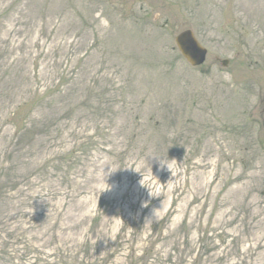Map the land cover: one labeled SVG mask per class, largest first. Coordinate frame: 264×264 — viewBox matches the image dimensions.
<instances>
[{"label": "rangeland", "instance_id": "obj_1", "mask_svg": "<svg viewBox=\"0 0 264 264\" xmlns=\"http://www.w3.org/2000/svg\"><path fill=\"white\" fill-rule=\"evenodd\" d=\"M263 96L264 0H0V264H264Z\"/></svg>", "mask_w": 264, "mask_h": 264}, {"label": "water", "instance_id": "obj_2", "mask_svg": "<svg viewBox=\"0 0 264 264\" xmlns=\"http://www.w3.org/2000/svg\"><path fill=\"white\" fill-rule=\"evenodd\" d=\"M176 43L183 56L192 66H199L205 62L208 51L198 42L191 30L181 32L176 37ZM227 64V60L223 61L224 66Z\"/></svg>", "mask_w": 264, "mask_h": 264}, {"label": "clouds", "instance_id": "obj_3", "mask_svg": "<svg viewBox=\"0 0 264 264\" xmlns=\"http://www.w3.org/2000/svg\"><path fill=\"white\" fill-rule=\"evenodd\" d=\"M169 161H166L165 159H161L160 160V167L161 168H163V167H167L170 171H171V169H170V167H169ZM149 190V189H148Z\"/></svg>", "mask_w": 264, "mask_h": 264}]
</instances>
